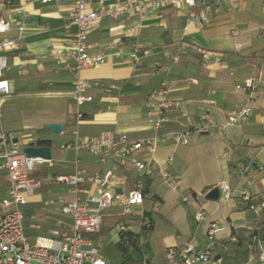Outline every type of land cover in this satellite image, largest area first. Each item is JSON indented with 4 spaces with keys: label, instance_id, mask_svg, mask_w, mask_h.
Returning <instances> with one entry per match:
<instances>
[{
    "label": "crops",
    "instance_id": "crops-1",
    "mask_svg": "<svg viewBox=\"0 0 264 264\" xmlns=\"http://www.w3.org/2000/svg\"><path fill=\"white\" fill-rule=\"evenodd\" d=\"M97 1L91 0V6ZM6 2L23 6L24 17L18 30L15 21L19 15H13L5 35L15 39L17 47L6 52L4 77L12 91L0 105V129L15 134L25 145L48 146L51 155L36 165L32 175L42 185L29 198L36 195L39 201L45 193L50 199L46 203L53 208L28 210L25 214H30V227L41 221L47 231L41 235H50L52 229L68 225L70 219L54 199L67 200L70 192L66 185L55 183L54 176L71 171L76 159L77 167L89 173H101L111 164L62 145L72 140L75 131L87 136L111 129L131 141L154 135L161 139L150 156L152 173L142 178V202L127 214L116 205L105 209L98 231L86 233L87 239L89 234L101 238L114 232L117 242V225L123 222L126 231L136 236V246H130L131 262L126 264H163L168 246L192 244L203 250L208 244L206 229L217 221L210 262L191 264H246L264 253L263 218L259 210L249 211L240 198L246 193L253 201L264 202V85L260 82L250 91L241 87L249 77L264 80V0H226L203 28L188 22L186 6L175 8L171 3L141 18L103 17L86 42L90 52L103 50L105 62L79 72L73 67L68 42L76 29L69 24L74 0H0V9ZM103 3L113 7L115 0ZM234 28L240 33L238 38L230 34ZM194 46L218 54L221 62L203 67ZM133 49H137V61L130 57ZM175 54L177 61L171 58ZM60 55L67 57V65L59 61ZM156 61L162 66H154ZM22 67L26 71L21 72ZM76 75L89 83L90 101L74 102ZM161 86L167 88L170 98L182 100L185 109L167 111L166 121L155 132L145 116V103L148 94ZM245 105L251 114L239 126L193 132L188 144H175L168 138L170 133L186 130V115L197 119L207 107L216 124H221L228 109ZM76 110L80 111L79 119ZM51 123L60 124L61 130L53 132L46 126ZM40 140L45 143L40 144ZM2 161L0 152V198L7 188ZM239 163L244 164L242 170ZM249 163L261 165L263 171L257 172ZM116 172H125L127 188L133 186L135 171L131 167ZM222 183L229 187L227 199L221 193L216 200L205 198L212 187ZM49 186L65 189L51 192L47 191ZM199 206L205 211L202 222L194 218ZM144 220L150 221L149 227Z\"/></svg>",
    "mask_w": 264,
    "mask_h": 264
},
{
    "label": "built area",
    "instance_id": "built-area-1",
    "mask_svg": "<svg viewBox=\"0 0 264 264\" xmlns=\"http://www.w3.org/2000/svg\"><path fill=\"white\" fill-rule=\"evenodd\" d=\"M51 0H41L47 2ZM91 0H74L69 24L75 25V31L68 38L71 48V58L74 61V69L91 68L105 62L103 50L90 52L87 45V36L93 27L107 16H123L126 18H141L156 12L167 3L175 8L186 6L188 22H195L199 28L208 25L212 16L217 13L220 3L226 0H115L113 7L105 5L103 0H98L96 6H91ZM13 15H19L15 21L17 29H22L24 9L21 5L7 3L0 9V105L4 97L12 90L8 80L4 77V71L8 64L6 52L15 49L17 42L13 38L5 36L11 27ZM68 26V23L66 27ZM262 33L264 34V28ZM233 38H238L237 29H231ZM194 51L200 54V62L207 67L213 62H221L218 54L212 53L206 48L194 46ZM133 61H137V49L130 52ZM172 60L177 61L178 55H172ZM59 61L67 65V57L60 55ZM154 66L161 67L160 61ZM21 72L26 71L22 67ZM264 80L260 77L246 78L242 84L243 90H252L258 83ZM89 83L76 75L72 98L76 104L90 101L92 97L87 94ZM239 88V87H237ZM184 110L183 101L172 99L168 96L166 87L161 86L147 96L145 103V116L149 120L152 129L158 131L166 121V113L169 110ZM251 114V108L247 105L233 107L227 110L223 123L216 124L210 116L209 109L204 108L197 119L186 115V130L170 133L168 138L175 144H188L193 132L209 131L210 127L217 126L224 129L228 126H239L247 121ZM76 117H81L76 110ZM264 131V124H263ZM160 137L154 135L144 140L131 141L123 133L111 129H102L93 135H79L75 131L72 140L62 145L76 152L84 151L90 154L99 163H110V168L105 171L89 173L77 167L67 173H59L54 176L55 183L68 187L70 197L65 200L62 197L54 199L60 206L63 215L70 219L68 225L64 224L52 229L50 235H38L30 241L24 228L23 206L27 198L32 196L37 188L42 185L40 179L33 177L32 173L36 165L45 162L40 157L27 156L23 151L21 139L15 134L0 129V152L2 155V167L7 178L6 193L0 198V264H113L108 262L101 254L100 249L92 244L84 235L98 231L102 213L112 206L121 208L122 214L131 213L134 206L139 205L144 198L142 178L152 173L150 156L156 150ZM139 151L143 155L138 154ZM172 157L168 158V162ZM239 168H244L239 163ZM257 172H262L259 164L249 163ZM131 167L135 171L134 184L127 188L128 175L125 172L117 173L116 169ZM169 178V176H166ZM118 188V190H115ZM221 197L227 199L230 195L229 187L222 183L219 187ZM243 200H248L249 195L242 194ZM196 222L205 219V211L197 207L194 213ZM146 227L150 226L149 220L143 221ZM119 232L127 230L123 222L118 223ZM217 221H213L206 229L208 244L203 250H196L192 244L183 247L168 246L165 250L164 263L181 262L191 264L194 262H210V248L214 235L218 231ZM122 241L128 243V237L123 236ZM246 264H264V253L260 252L256 258H250Z\"/></svg>",
    "mask_w": 264,
    "mask_h": 264
},
{
    "label": "rangeland",
    "instance_id": "rangeland-1",
    "mask_svg": "<svg viewBox=\"0 0 264 264\" xmlns=\"http://www.w3.org/2000/svg\"><path fill=\"white\" fill-rule=\"evenodd\" d=\"M70 152H68L69 155ZM65 188L63 186H58V187H50L49 186V190L47 191H51V192H60L63 191ZM37 196H33L30 198H27V204L24 206L23 208V214H24V228H25V232L28 235L30 241L33 240V235H41V234H47V231L44 227V223L41 221H35L38 225H36L34 228L30 227L29 223H30V214L29 216L26 215L25 213L28 210H35L37 209L39 212H42L41 209L42 206L44 208L50 207L53 208L51 205H49V198L46 197V194L44 193L43 195H41L42 200L40 199L39 201L36 199ZM47 205V206H46ZM28 214V213H27ZM53 216V215H52ZM55 218H61L60 215H55ZM115 233L114 232H110L107 233L106 236H103L101 238L97 237L95 234H89L86 235L87 237H89V239H91V241L100 248L101 254L102 256L108 261L111 262L113 264H126L124 263V256L122 254V252L120 250H118L117 246H116V237H115ZM99 238V239H98Z\"/></svg>",
    "mask_w": 264,
    "mask_h": 264
},
{
    "label": "trees",
    "instance_id": "trees-1",
    "mask_svg": "<svg viewBox=\"0 0 264 264\" xmlns=\"http://www.w3.org/2000/svg\"><path fill=\"white\" fill-rule=\"evenodd\" d=\"M38 142L40 144L45 143V141H42V140H40ZM253 167H254V165H253ZM240 198L243 201V203H245V206H246V208L249 209V211L256 213V211L259 210L258 211L259 216L263 218L262 221L264 222V202H263V199H258V200L253 201L251 199V197L249 196V199L245 201L242 199V194H241ZM256 215L257 214H255V216ZM124 235H126L128 237L129 241L127 244L122 241V238ZM116 246H117L118 250H120L124 256V263H130L131 261L126 257V254L131 252L130 246H133V247L136 246V236H134V234L129 232V231L119 232V239L116 242Z\"/></svg>",
    "mask_w": 264,
    "mask_h": 264
},
{
    "label": "water",
    "instance_id": "water-1",
    "mask_svg": "<svg viewBox=\"0 0 264 264\" xmlns=\"http://www.w3.org/2000/svg\"><path fill=\"white\" fill-rule=\"evenodd\" d=\"M48 128H51L53 132H59L61 130V125L60 124H47L46 125ZM23 151L27 156L31 157H40L44 160H49L51 155H50V148L45 145H34L33 143H28L23 147ZM219 187L215 186L212 187L206 194L205 198L211 199V200H216L219 198ZM126 257L128 259H132L129 253L126 254Z\"/></svg>",
    "mask_w": 264,
    "mask_h": 264
}]
</instances>
